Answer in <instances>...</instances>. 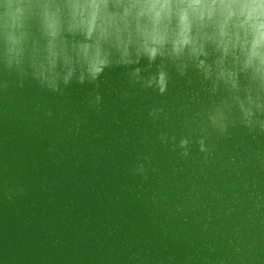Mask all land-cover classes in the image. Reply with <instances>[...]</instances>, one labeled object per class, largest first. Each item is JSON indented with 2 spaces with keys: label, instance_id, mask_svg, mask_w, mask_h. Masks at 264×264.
Segmentation results:
<instances>
[{
  "label": "water",
  "instance_id": "95a60500",
  "mask_svg": "<svg viewBox=\"0 0 264 264\" xmlns=\"http://www.w3.org/2000/svg\"><path fill=\"white\" fill-rule=\"evenodd\" d=\"M122 72L97 108L88 85L0 92V264H264V136L234 129L207 163L195 147L180 159L157 136L183 134L192 113L175 110L196 85L123 100ZM158 104L173 115L153 125Z\"/></svg>",
  "mask_w": 264,
  "mask_h": 264
},
{
  "label": "clouds",
  "instance_id": "9594fccd",
  "mask_svg": "<svg viewBox=\"0 0 264 264\" xmlns=\"http://www.w3.org/2000/svg\"><path fill=\"white\" fill-rule=\"evenodd\" d=\"M116 69L123 100L166 96L180 80L196 85L175 110L192 113L180 121L183 134L162 130L157 140L180 159L195 147L207 163L213 136H264V0H0V92L34 82L62 96L88 85L97 108ZM172 115L158 104L148 119ZM137 159L134 174L147 178L151 155Z\"/></svg>",
  "mask_w": 264,
  "mask_h": 264
}]
</instances>
